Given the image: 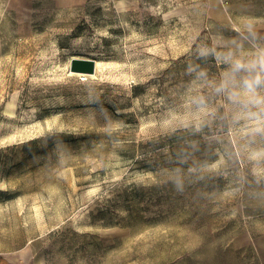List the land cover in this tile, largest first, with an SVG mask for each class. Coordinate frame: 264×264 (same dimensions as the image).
Masks as SVG:
<instances>
[{"label": "rangeland", "instance_id": "obj_1", "mask_svg": "<svg viewBox=\"0 0 264 264\" xmlns=\"http://www.w3.org/2000/svg\"><path fill=\"white\" fill-rule=\"evenodd\" d=\"M135 2L0 0V264H264V135L212 90L264 0Z\"/></svg>", "mask_w": 264, "mask_h": 264}, {"label": "clouds", "instance_id": "obj_2", "mask_svg": "<svg viewBox=\"0 0 264 264\" xmlns=\"http://www.w3.org/2000/svg\"><path fill=\"white\" fill-rule=\"evenodd\" d=\"M210 51L207 47H201L199 55L207 56ZM216 58L229 67L219 83L213 84V92L240 109L241 116L249 121L253 134L264 135V49L258 50L251 59L242 58L232 52ZM188 71L196 73L198 80L206 79V73L202 70L197 71V68L190 66ZM190 102L196 105L198 111L208 113V105L203 96L193 97ZM249 158H264V149L252 150ZM173 180L177 191H182V182L176 177Z\"/></svg>", "mask_w": 264, "mask_h": 264}, {"label": "water", "instance_id": "obj_3", "mask_svg": "<svg viewBox=\"0 0 264 264\" xmlns=\"http://www.w3.org/2000/svg\"><path fill=\"white\" fill-rule=\"evenodd\" d=\"M69 70L75 73L92 74L95 71V63L89 59L71 58Z\"/></svg>", "mask_w": 264, "mask_h": 264}, {"label": "bare ground", "instance_id": "obj_4", "mask_svg": "<svg viewBox=\"0 0 264 264\" xmlns=\"http://www.w3.org/2000/svg\"><path fill=\"white\" fill-rule=\"evenodd\" d=\"M114 2H115L116 7L120 10H127L128 8L135 7L136 5L135 0H114ZM71 58H76V57H71ZM94 63H95V72H96L98 69L99 63L96 61H94ZM67 72L69 75H72V76L73 75L74 76H91V75L72 72L69 70V68Z\"/></svg>", "mask_w": 264, "mask_h": 264}]
</instances>
